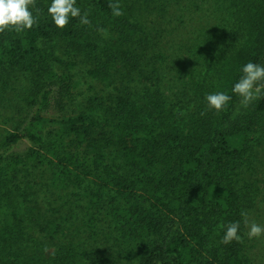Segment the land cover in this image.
I'll return each mask as SVG.
<instances>
[{"label": "trees", "instance_id": "trees-1", "mask_svg": "<svg viewBox=\"0 0 264 264\" xmlns=\"http://www.w3.org/2000/svg\"><path fill=\"white\" fill-rule=\"evenodd\" d=\"M49 3L0 32V68L30 75L36 106L0 138V264H252L264 179L241 171L264 96L245 105L231 87L264 64V0H118L120 16L76 0L90 23L63 29ZM216 91L232 97L220 111ZM233 221L241 239L224 244Z\"/></svg>", "mask_w": 264, "mask_h": 264}, {"label": "clouds", "instance_id": "clouds-1", "mask_svg": "<svg viewBox=\"0 0 264 264\" xmlns=\"http://www.w3.org/2000/svg\"><path fill=\"white\" fill-rule=\"evenodd\" d=\"M33 0H0V32L8 29L22 32L30 29L36 23V16L33 15L31 5ZM109 7L113 16L122 15V10L117 2L110 0ZM47 13L53 24L63 29L68 24L70 18L79 17L83 24L90 23L87 12H81L77 6L76 0H50L47 7ZM240 77L231 87V92L242 98V103L247 105L254 99L264 96V64L248 61L240 67ZM231 95L224 91L208 93L205 100L210 108L220 111L231 100ZM224 227V234L221 242L228 244L233 240L239 241V222H229ZM264 232L260 225L252 223L249 228V237L259 236Z\"/></svg>", "mask_w": 264, "mask_h": 264}, {"label": "rangeland", "instance_id": "rangeland-1", "mask_svg": "<svg viewBox=\"0 0 264 264\" xmlns=\"http://www.w3.org/2000/svg\"><path fill=\"white\" fill-rule=\"evenodd\" d=\"M38 1L39 0H33L30 7H36ZM33 14L39 13L33 12ZM83 66V64H77L71 69L75 74V80L78 82V88L75 91L78 96H81V92L87 91L88 89L87 78L83 74ZM25 74L24 71L19 69L11 70L10 68H0V138L3 134L13 130L17 126H22L36 107L35 105H32L27 98V92L31 86V77L30 75ZM79 104L78 101H73L68 104L67 108L70 110L76 109ZM258 134H261V137L255 139V142H258V144L254 147V153H251L248 160H246L247 154L244 156L243 164L245 166L243 167L241 174L242 176H257L264 179V121L258 124V130L255 133H252V137H257ZM29 148V143H20L15 145L8 154L24 155ZM248 163L249 168L246 165ZM259 185L263 191L264 189L261 181H259ZM253 250L252 264H264V242L260 243L259 247Z\"/></svg>", "mask_w": 264, "mask_h": 264}]
</instances>
